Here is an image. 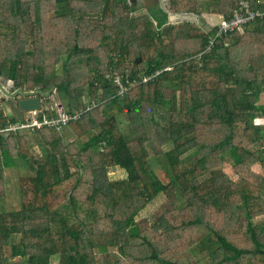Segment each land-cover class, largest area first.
Listing matches in <instances>:
<instances>
[{
	"label": "trees",
	"instance_id": "obj_1",
	"mask_svg": "<svg viewBox=\"0 0 264 264\" xmlns=\"http://www.w3.org/2000/svg\"><path fill=\"white\" fill-rule=\"evenodd\" d=\"M142 1L0 0V76L55 86L40 121L81 111L9 129L25 111L0 109V264H264V16L218 35ZM168 1L220 18L240 2ZM11 169L21 203L6 210Z\"/></svg>",
	"mask_w": 264,
	"mask_h": 264
},
{
	"label": "rangeland",
	"instance_id": "obj_2",
	"mask_svg": "<svg viewBox=\"0 0 264 264\" xmlns=\"http://www.w3.org/2000/svg\"><path fill=\"white\" fill-rule=\"evenodd\" d=\"M160 2V5L171 13V21L173 23L176 22H182V21H193L197 23L198 25H201L204 27L205 30H210L213 27H215L217 24L220 23V16L218 14H202V15H195L192 13H174L170 7H169V1L168 0H158ZM143 1L140 0L139 5ZM140 12H144V9L141 8L139 11H137L135 14H138ZM0 84L4 85L9 91H14L17 89L15 87L14 81L6 79L3 76H0ZM26 90H36L37 88H24ZM19 97H8L6 96L1 90H0V109H2L7 115H10L11 112L15 111L17 109ZM264 100V99H263ZM45 102V103H44ZM59 100L56 96V94H52L49 98V100H42V104L46 107L53 106L54 103H58ZM38 112V111H37ZM37 112H24V117L28 120H32L36 118ZM258 123H264V119H257ZM120 126L124 132V134L128 137H132V131L129 129V122L122 119L120 121ZM63 134L66 136V142L70 141L73 137H75L72 133V131H68L65 129ZM223 169L225 172L235 181H239V176L234 173L232 163L229 159H227L223 163ZM255 169H259V166H256ZM161 175V173H159ZM109 176L112 179H120L126 176V172L124 169H122L119 166L112 167L109 169ZM20 178V171L18 169H11L6 171V186L4 188V197L2 198V206L3 209L11 210V209H17L20 206L21 203V195L18 190V180ZM165 200V196L163 194H160L156 199H154L152 202H150L143 210L139 212V214L136 216V219H142L144 217L151 218L153 213L160 207L161 203ZM263 219V216H260L255 219V221H260Z\"/></svg>",
	"mask_w": 264,
	"mask_h": 264
},
{
	"label": "built area",
	"instance_id": "obj_3",
	"mask_svg": "<svg viewBox=\"0 0 264 264\" xmlns=\"http://www.w3.org/2000/svg\"><path fill=\"white\" fill-rule=\"evenodd\" d=\"M264 12L261 10H254L251 7L250 1L240 0L239 6L235 8L231 15L222 16L221 21L218 24V35L226 34L230 31H233L237 28L243 27L245 24L251 23L256 20L257 17H263ZM213 41H211V44ZM210 48V47H209ZM114 81L120 86V91L124 92L126 87L120 80L119 76L114 78ZM37 112V111H36ZM81 114V111H75L74 114L67 113L65 111H60L57 118H45L43 121L38 119L28 120L27 123H13L9 129H15L17 127H30V126H39L41 127L44 124H56L58 127L61 123L65 124L70 119H76Z\"/></svg>",
	"mask_w": 264,
	"mask_h": 264
},
{
	"label": "water",
	"instance_id": "obj_4",
	"mask_svg": "<svg viewBox=\"0 0 264 264\" xmlns=\"http://www.w3.org/2000/svg\"><path fill=\"white\" fill-rule=\"evenodd\" d=\"M52 85L47 91L43 89L26 90L18 87L14 91H9L4 85L0 84V90L8 97H18V106L25 112H36L42 108L41 96H49L54 90Z\"/></svg>",
	"mask_w": 264,
	"mask_h": 264
},
{
	"label": "crops",
	"instance_id": "obj_5",
	"mask_svg": "<svg viewBox=\"0 0 264 264\" xmlns=\"http://www.w3.org/2000/svg\"><path fill=\"white\" fill-rule=\"evenodd\" d=\"M257 10H259V9H257ZM219 16H221V15H219ZM257 19V18H256ZM256 168V167H255ZM259 169H260V167H259ZM259 169H257V170H259Z\"/></svg>",
	"mask_w": 264,
	"mask_h": 264
},
{
	"label": "flooded vegetation",
	"instance_id": "obj_6",
	"mask_svg": "<svg viewBox=\"0 0 264 264\" xmlns=\"http://www.w3.org/2000/svg\"><path fill=\"white\" fill-rule=\"evenodd\" d=\"M19 97V96H18Z\"/></svg>",
	"mask_w": 264,
	"mask_h": 264
}]
</instances>
